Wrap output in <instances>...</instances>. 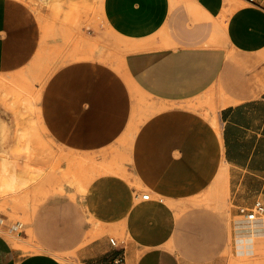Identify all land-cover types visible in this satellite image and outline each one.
Returning a JSON list of instances; mask_svg holds the SVG:
<instances>
[{
    "label": "crops",
    "instance_id": "obj_1",
    "mask_svg": "<svg viewBox=\"0 0 264 264\" xmlns=\"http://www.w3.org/2000/svg\"><path fill=\"white\" fill-rule=\"evenodd\" d=\"M102 12L112 58L60 65L39 101L44 129L89 179L80 227L95 236L79 263L187 264L168 246L192 228L197 243H215L213 216L180 210L213 193L231 216L235 257L256 264L264 215L239 210L264 203V0H103ZM41 42L33 8L0 0V84L23 83ZM6 116L0 102L1 145ZM13 222L0 211V226ZM0 264L64 263L23 255L0 230Z\"/></svg>",
    "mask_w": 264,
    "mask_h": 264
},
{
    "label": "rangeland",
    "instance_id": "obj_2",
    "mask_svg": "<svg viewBox=\"0 0 264 264\" xmlns=\"http://www.w3.org/2000/svg\"><path fill=\"white\" fill-rule=\"evenodd\" d=\"M23 1L37 14L42 42L22 74L23 83L0 84V102L7 114V137L0 144V211L14 220L11 230H0L23 255L46 252L64 264H80L77 249L95 236L93 229L80 227L89 220L80 204L89 179L78 176L76 155L65 154L44 129L40 94L54 69L74 58L110 59L118 42L107 32L103 0ZM11 176L17 182L8 188ZM217 200L220 196L207 193L180 210L189 218L197 211L212 214L215 243H197L192 228L183 232L179 244L168 247L187 264H248L250 258L243 261L233 253L231 216ZM257 263L264 264V255Z\"/></svg>",
    "mask_w": 264,
    "mask_h": 264
},
{
    "label": "built area",
    "instance_id": "obj_3",
    "mask_svg": "<svg viewBox=\"0 0 264 264\" xmlns=\"http://www.w3.org/2000/svg\"><path fill=\"white\" fill-rule=\"evenodd\" d=\"M141 197L144 200H148L150 199V193H143ZM239 211L240 214L243 215L246 220L255 221L264 215V203L262 201H256L252 208L247 209L242 207ZM111 242L115 244L114 239H111Z\"/></svg>",
    "mask_w": 264,
    "mask_h": 264
},
{
    "label": "bare ground",
    "instance_id": "obj_4",
    "mask_svg": "<svg viewBox=\"0 0 264 264\" xmlns=\"http://www.w3.org/2000/svg\"><path fill=\"white\" fill-rule=\"evenodd\" d=\"M251 262V261H250ZM256 264H258V263H256Z\"/></svg>",
    "mask_w": 264,
    "mask_h": 264
}]
</instances>
